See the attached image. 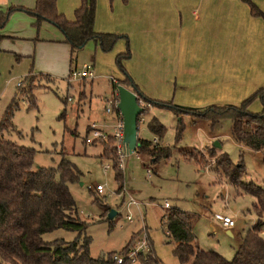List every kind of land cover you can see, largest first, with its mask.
<instances>
[{
  "label": "rangeland",
  "instance_id": "374dc122",
  "mask_svg": "<svg viewBox=\"0 0 264 264\" xmlns=\"http://www.w3.org/2000/svg\"><path fill=\"white\" fill-rule=\"evenodd\" d=\"M31 18L28 19L29 28L33 31L31 36L25 34L23 37L27 38L23 39H0V117L13 97L17 101V108L12 110L10 117L13 130L2 131L1 136L33 149L32 168L56 167L61 158L76 168L77 179L67 183L74 201L69 214L77 216L86 224L84 233L89 237V256L94 258L108 251H117L132 233L138 231L132 248L138 246V250L144 252L146 249L139 245V240L145 231L149 233L156 257L163 264H178L171 254L172 243L164 235L163 220L160 219L166 209L162 207V202L166 201L169 207L197 215L192 231L200 249H210L225 259H230L235 251L236 238L226 234L213 215L232 218L234 228L239 231L244 227V231L256 220L250 211L252 196L235 190L223 176L217 177L213 166L208 165L209 158L205 150L197 149L207 158L202 169L193 162V157L184 159L179 149L196 148L197 142L201 141L188 128L183 129L184 132L182 131L176 148L171 149L170 156L159 160L160 166L157 162L152 164L147 158L138 160L133 152L127 154L123 158L122 167H118L122 173V185L116 187L109 162L112 154L104 153L102 139L94 138L90 143L83 142L84 136H89L90 124L104 132L111 131L97 123H101L102 119L111 124V127L113 123V119L104 113L103 108L104 98H117L116 90L111 88V77L119 79L118 76H122L114 65V54L111 55V66H108L110 70L96 77L93 74L91 79L68 81L67 45L46 42L53 40L50 35L60 31L44 22L35 31L31 24L33 17ZM7 26L6 23L1 31ZM36 35L38 42L33 39ZM111 50L103 54H109ZM73 58L76 70L83 63L91 64L95 59L92 42L88 41L81 49L76 50ZM28 73H32L30 91L34 105L27 108L26 100L23 97V101L20 100L16 85L21 82L23 86V77ZM139 106L147 110L150 108L143 101L139 102ZM62 112L64 115H61ZM152 112L165 129L160 143L173 145L176 117L163 108H156ZM146 113L140 116L136 135L138 138L151 140L152 134L146 128L149 114ZM225 120L228 121L222 119V125L218 128L221 150L233 163L241 161V180L264 187V166H259L260 163L257 165L254 154L239 149L228 139V127L223 123ZM96 184L102 187V194L93 190ZM129 196L136 205L125 208ZM110 210L114 212L112 216L108 215ZM126 213L130 215L129 222L125 220ZM261 221L258 235L264 239V216ZM77 235L74 231L57 228L43 233L41 238L46 242L55 239L68 242L82 237Z\"/></svg>",
  "mask_w": 264,
  "mask_h": 264
},
{
  "label": "trees",
  "instance_id": "16d2710c",
  "mask_svg": "<svg viewBox=\"0 0 264 264\" xmlns=\"http://www.w3.org/2000/svg\"><path fill=\"white\" fill-rule=\"evenodd\" d=\"M246 1L250 15L261 17L264 21V12L251 0ZM94 9L95 0H79L73 9V19L67 20L57 11L55 0H34L32 7L11 4L0 10V31L16 10L33 17L31 24L35 31L43 22L53 25L60 31L62 41L69 47V72L74 68V52L81 49L86 42L91 41L101 52H108L119 38H124V51L115 54L113 58L114 65L121 72L122 78L115 83L110 82L112 90L117 84L123 85L140 101L149 104L150 107L167 109L177 120L174 144L171 146H159L151 140L136 139L133 153L139 159L147 158L153 164L170 156L171 149L176 148L184 128L182 115L205 120L211 128L220 120L228 119L230 135L235 143L252 151L264 148V85L237 105H210L201 109H192L150 99L138 90L122 66V61L130 55L125 36L94 31ZM3 37L0 33V39ZM36 38L37 35L34 39ZM31 77L32 73H28L23 77L24 85L22 86L21 82L16 85L21 96L20 100L23 101V98L26 100L27 108L34 105L30 91ZM254 100L260 103L261 109L258 112L248 109ZM62 102L64 103V100ZM14 108H17V101L13 97L0 117V264H115L112 258L115 254L122 257L119 264H134L126 255L133 247L134 237L139 231L132 233L117 251H108L94 258L89 256V237L84 233L86 224L77 216L69 214L74 201L67 183L77 179L76 168L64 158L59 160L56 167L32 168L33 149L15 144L1 136L2 131L13 130L10 117ZM147 111L146 108L141 107L136 125L140 116ZM61 115L64 113L62 112ZM146 128L156 138H161L165 130L154 116L146 121ZM112 142L113 139L107 136L101 144L105 154H112L109 159L110 168L116 187L119 188L122 185V173L116 165L118 157L111 147ZM179 150L184 159L193 157V162L200 169L206 165L207 158L196 148ZM206 156L213 159V164L210 166H213L217 177L223 176L235 190L252 196L250 211L255 215L256 222L243 234L232 257L225 259L216 251L203 250L196 245L192 231L197 216L195 213L167 207L160 219L163 220V233L172 243V256L178 264H264V239L258 235L259 227L262 225L261 217L264 216V187L251 181L241 180L243 167L240 160L233 163L225 152L215 154L212 149L207 150ZM151 170L154 172L153 169ZM87 190L89 192V189ZM57 228L74 231L77 236L82 235V237L68 242L61 239L49 242L42 240L43 233ZM145 246L144 252H138L133 257L135 264H161L154 253L147 232H145Z\"/></svg>",
  "mask_w": 264,
  "mask_h": 264
},
{
  "label": "crops",
  "instance_id": "0c3cea01",
  "mask_svg": "<svg viewBox=\"0 0 264 264\" xmlns=\"http://www.w3.org/2000/svg\"><path fill=\"white\" fill-rule=\"evenodd\" d=\"M251 1L264 12V0ZM78 2L55 0V6L67 20H72L73 9ZM33 3L34 0H0V10L11 4L32 7ZM26 15L21 10L12 13L8 26L0 31L4 36L2 39L27 38L23 37L25 34L31 36L33 31L29 28L28 19L32 18ZM93 30L125 36L130 55L122 61V66L138 90L150 99L192 109L237 105L264 85V21L261 17L250 15L246 0H96ZM50 36L54 41L50 39L46 42L66 44L60 33ZM92 45L95 59L91 65L95 77L110 70L112 54L114 58L115 54L125 49L123 39L115 42L109 54H103L106 52ZM154 109L149 108L146 121L151 116L158 120L152 112ZM248 109L258 112L261 109L258 100L252 101ZM181 120L183 129L188 128L195 138L201 139L196 149L206 152L212 149L215 154L223 152L218 131L222 120L212 128L207 121L188 115H182ZM223 123L228 127V139L239 149L254 154L257 165L264 166V148L252 151L235 143L230 135V121ZM97 124L107 130L111 128V124L104 119ZM161 138L152 134L151 141L167 146L160 143ZM157 164L160 166V161ZM163 203V208L169 207V204L164 207ZM215 215L213 218L219 222ZM234 227L233 223L231 228L222 229L229 236H235L236 248L251 227L244 231V227L239 231ZM194 238L196 243L195 235Z\"/></svg>",
  "mask_w": 264,
  "mask_h": 264
},
{
  "label": "built area",
  "instance_id": "2783aa9c",
  "mask_svg": "<svg viewBox=\"0 0 264 264\" xmlns=\"http://www.w3.org/2000/svg\"><path fill=\"white\" fill-rule=\"evenodd\" d=\"M68 74H69L68 81L79 80L84 78L91 79L93 77L92 65L89 63H83L79 70L72 68ZM110 80L111 82L115 83L113 79ZM111 98L112 96L109 98H104L105 106L103 108L104 113L106 115H110L111 116L110 118L113 119L112 127L110 128L111 131L104 132L101 129L96 128L93 124H90L91 130L89 131V136L85 135L83 140L85 143H90L91 140L94 138L105 140L107 136H110L113 139L111 147L113 148L114 153L118 157V161L116 165L117 167L121 168L123 164V158L129 153L127 151L126 145L122 141V118L120 112L116 107L117 98H114L113 100ZM137 100L138 102H140L139 99ZM152 141L154 142L155 140ZM212 164H213V159L209 158L208 165H212ZM105 167H107V165ZM93 190L98 194H102V187L98 184H96L93 187ZM129 205H136L135 201L130 196L126 200L125 208H128ZM163 206L167 207L168 203L164 201ZM215 217L219 220V223L222 226V228L229 229L233 226L234 221L232 218L226 215H215ZM125 220L128 222L130 221V215L128 213L125 214ZM139 241H140L139 245H143L146 249L145 232ZM140 251L141 250H138V246L136 248H132L131 250L128 251L126 257L130 258V261L135 264L133 257ZM112 258L115 261V264H119L122 261V257L116 254L113 255Z\"/></svg>",
  "mask_w": 264,
  "mask_h": 264
},
{
  "label": "water",
  "instance_id": "95a60500",
  "mask_svg": "<svg viewBox=\"0 0 264 264\" xmlns=\"http://www.w3.org/2000/svg\"><path fill=\"white\" fill-rule=\"evenodd\" d=\"M117 104L116 107L122 118V141L126 145L128 153H131L136 146V120L141 112V107L135 94L123 85L115 87ZM110 210L108 215H113Z\"/></svg>",
  "mask_w": 264,
  "mask_h": 264
}]
</instances>
